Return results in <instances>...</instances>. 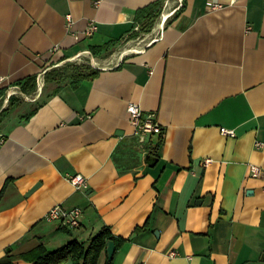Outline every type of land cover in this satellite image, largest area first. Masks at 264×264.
<instances>
[{"label":"crops","instance_id":"0c3cea01","mask_svg":"<svg viewBox=\"0 0 264 264\" xmlns=\"http://www.w3.org/2000/svg\"><path fill=\"white\" fill-rule=\"evenodd\" d=\"M96 1L0 0V259L88 245L108 226L125 241L99 264H264V0H164L136 37L151 42L121 55L136 12L159 0ZM90 53L98 76L47 82ZM30 76L38 92L24 94L17 82ZM132 103L156 116L162 143L137 135ZM56 206L81 207V226L48 222Z\"/></svg>","mask_w":264,"mask_h":264},{"label":"trees","instance_id":"16d2710c","mask_svg":"<svg viewBox=\"0 0 264 264\" xmlns=\"http://www.w3.org/2000/svg\"><path fill=\"white\" fill-rule=\"evenodd\" d=\"M164 4V0H159L150 4L149 6L140 9L136 12V24H141L143 29V33H148L152 30L154 26L155 19L162 13V7ZM141 32H137L133 35V37H138ZM114 44H108L103 47H99V49H106L108 46ZM92 53L95 55L98 53V48H91ZM68 64V63H67ZM69 65V64H68ZM70 66L65 65L63 68L58 67L46 73V80L48 83H64L68 80L71 81L72 86L78 85L80 82L86 79L94 78L99 75V70L92 69V67H85L83 72H79L81 70L77 69L78 74H73L71 76H65L64 71L68 70ZM66 70H63V69ZM84 68V67H83ZM88 70V71H87ZM17 85L20 86V89L24 94H31L36 91L38 81L37 76H30L22 81L17 82ZM16 98L12 97L10 99V103L15 101ZM8 112V110H4L0 114L1 118ZM34 112L32 113V115ZM31 114L25 118H29ZM158 144L162 143L163 137L159 135ZM152 156L157 157V147L154 146L151 149ZM64 231H68V228L65 227ZM109 241H114L118 245L123 243L125 240L115 236L111 228L105 226L101 232L93 237L91 242L87 245L86 243L80 242L78 240H73L69 242L67 245L62 246L56 250H49L43 244H40L35 249L27 252L25 254H21L19 256H6L0 259V264H14L16 261L23 260L29 264H65L69 261H73L74 264H99L100 259L104 251L106 250L107 243ZM106 264H112V262L108 261Z\"/></svg>","mask_w":264,"mask_h":264},{"label":"built area","instance_id":"2783aa9c","mask_svg":"<svg viewBox=\"0 0 264 264\" xmlns=\"http://www.w3.org/2000/svg\"><path fill=\"white\" fill-rule=\"evenodd\" d=\"M103 0H97L96 4L99 5ZM210 8L212 10L222 9L224 6L217 0H212L210 3ZM68 27H72L74 24V18L72 15L67 16ZM98 30L97 24L92 21L89 23V26L86 28L85 34L87 36L94 35ZM9 99L5 100V103L8 102ZM6 106V105H4ZM3 107L0 109V113ZM129 114L132 125L136 129V133L138 136L147 137L149 135H162L163 128L160 123L157 121V118L154 114H144L142 108L135 103L129 105ZM222 133L226 136L235 137V130L222 128ZM258 146H262V143H258ZM211 160H207L210 162ZM251 176L254 178H258L262 174V169L257 165L251 166ZM70 182L75 187L77 191H84L88 187L87 179L82 174L74 175L70 178ZM84 217V211L81 207H74L72 209H65L62 206H56L52 208L48 214L46 215V220L48 222H61L64 227L70 229H77L81 226L82 219ZM170 255L172 257L176 256L177 253L175 251L171 252Z\"/></svg>","mask_w":264,"mask_h":264},{"label":"rangeland","instance_id":"374dc122","mask_svg":"<svg viewBox=\"0 0 264 264\" xmlns=\"http://www.w3.org/2000/svg\"><path fill=\"white\" fill-rule=\"evenodd\" d=\"M161 16H162V13H161V15L160 16H158L157 17V19H155V22H154V26H153V28H152V30L150 31V32H148V33H145V34H151L152 33V31H153V29H154V27H155V25H157L158 23H159V21H160V19H161ZM138 32H141L140 34H142L143 33V29H142V27L139 29V31ZM144 38V37H143ZM142 37H140V38H136V39H134L133 40V42H130V44H128V42H123V43H120L115 49V54L117 55H121L122 53H124V52H127L128 50H131V49H136L139 45H141V44H143L144 42V44H146V43H150L151 42V39H152V36H148V37H146V38H144L143 39ZM110 53V52H109ZM92 53H90L89 55H88V57H83V58H81V60H75V61H71L70 63H68V64H65V65H67V66H70L69 68H68V70H66L65 68L63 69V70H66V71H64V75L65 76H71V75H73V74H78V71H77V69H80L81 68V70L79 71V72H83V70L85 69V67H90L91 66V64L93 63V60H92ZM64 65V66H65ZM64 66H62V68L64 67ZM84 67V68H83ZM86 70V69H85ZM88 71V70H87ZM58 83H54V85H57ZM59 84H61V83H59ZM54 85L52 84V85H50V87H48V90H50L51 91V89H53L54 88ZM36 92H38V88L36 89V91L35 92H33V93H36ZM15 96H17V97H19V98H23V97H21L22 95H21V93H19L18 95H15ZM14 96V97H15ZM24 99H26V98H24ZM5 100V97L3 98V99H1V101L3 102ZM1 104V103H0ZM9 104V103H8ZM8 106V105H7ZM6 106V107H7Z\"/></svg>","mask_w":264,"mask_h":264},{"label":"water","instance_id":"95a60500","mask_svg":"<svg viewBox=\"0 0 264 264\" xmlns=\"http://www.w3.org/2000/svg\"><path fill=\"white\" fill-rule=\"evenodd\" d=\"M5 107H6V106H5ZM5 107H4V108H5ZM146 162H147L150 166H155L156 163L158 162V159L155 158V157L152 156V155H148V156L146 157ZM106 250H107V253H108V255H109V258L112 259L113 256H114V253H115V251H116V244H115V242H114V241H109V242L107 243V248H106ZM65 264H74V263H73V261H69V262H67V263H65Z\"/></svg>","mask_w":264,"mask_h":264}]
</instances>
